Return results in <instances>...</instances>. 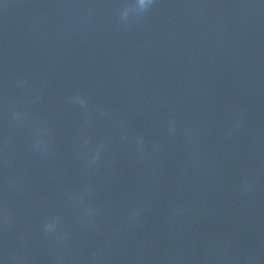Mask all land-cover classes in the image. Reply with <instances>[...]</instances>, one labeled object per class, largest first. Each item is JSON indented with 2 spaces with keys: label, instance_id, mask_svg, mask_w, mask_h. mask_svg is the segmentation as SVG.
Instances as JSON below:
<instances>
[{
  "label": "water",
  "instance_id": "1",
  "mask_svg": "<svg viewBox=\"0 0 264 264\" xmlns=\"http://www.w3.org/2000/svg\"><path fill=\"white\" fill-rule=\"evenodd\" d=\"M0 0V264H264V0Z\"/></svg>",
  "mask_w": 264,
  "mask_h": 264
},
{
  "label": "clouds",
  "instance_id": "2",
  "mask_svg": "<svg viewBox=\"0 0 264 264\" xmlns=\"http://www.w3.org/2000/svg\"><path fill=\"white\" fill-rule=\"evenodd\" d=\"M150 3L151 0H135L133 4L123 6V14L126 15L129 9L143 11L150 5Z\"/></svg>",
  "mask_w": 264,
  "mask_h": 264
}]
</instances>
